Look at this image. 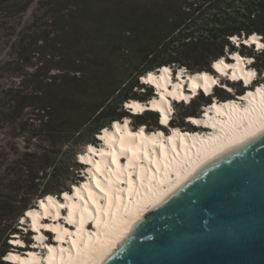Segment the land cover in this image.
<instances>
[{"label": "trees", "instance_id": "16d2710c", "mask_svg": "<svg viewBox=\"0 0 264 264\" xmlns=\"http://www.w3.org/2000/svg\"><path fill=\"white\" fill-rule=\"evenodd\" d=\"M148 19L162 22L153 33L159 40L128 82L105 95L99 75L105 57L116 54L121 23L133 35ZM255 34L264 44V0H0V264H13L5 259L12 250L26 251L13 238L32 244L20 222L25 213L47 195L61 200L82 181L80 147L99 145V133L124 118L147 127L154 117L161 129L154 112L124 108L153 97L141 77L161 67L214 74L213 62L230 63L238 53L262 76L252 84H262L264 48L244 44ZM225 84L234 90L220 88L226 95L244 93L239 83ZM214 97L200 93L178 105L199 109ZM188 117L178 124L172 117L171 127Z\"/></svg>", "mask_w": 264, "mask_h": 264}, {"label": "bare ground", "instance_id": "6f19581e", "mask_svg": "<svg viewBox=\"0 0 264 264\" xmlns=\"http://www.w3.org/2000/svg\"><path fill=\"white\" fill-rule=\"evenodd\" d=\"M244 42L258 49L263 46L256 34ZM249 64L250 60L236 53L232 63L220 59L214 62L212 70L228 75L233 82L252 86L257 78ZM160 71L148 73L143 79L154 86L158 98L149 104L130 100L126 107L137 114L146 109L156 111L161 129L148 132L141 125L133 130L128 118L104 128L98 135L101 146L89 144L81 154L84 157L81 163L89 166L87 178L71 193L65 192L61 200L47 195L24 216L36 232L35 242L43 245L40 251L38 245L24 253L11 251L6 256L8 261L104 264L133 235L148 213L161 207L206 170L264 135V82L255 89L249 88L239 101L213 100L202 107L199 116L188 117L190 125L198 130L181 132L170 125L172 101L189 104L201 92L208 97L220 80L205 71L189 75L185 81L179 74V83L168 88L171 69L164 67ZM205 76L207 81L203 79ZM184 82L188 90L183 89ZM193 120L196 122L192 123ZM47 218L51 223L42 224ZM43 227L52 231L55 244L45 243ZM11 241L14 245L23 244L18 238Z\"/></svg>", "mask_w": 264, "mask_h": 264}, {"label": "water", "instance_id": "95a60500", "mask_svg": "<svg viewBox=\"0 0 264 264\" xmlns=\"http://www.w3.org/2000/svg\"><path fill=\"white\" fill-rule=\"evenodd\" d=\"M104 264H264V135L148 213Z\"/></svg>", "mask_w": 264, "mask_h": 264}, {"label": "rangeland", "instance_id": "374dc122", "mask_svg": "<svg viewBox=\"0 0 264 264\" xmlns=\"http://www.w3.org/2000/svg\"><path fill=\"white\" fill-rule=\"evenodd\" d=\"M146 21H148V22L150 21V24H148ZM146 21H142L141 27L138 29V31L136 30V32L133 35H132V33L128 34L127 32H125L127 30H130L132 27L124 25V24L121 23L120 29H122L123 31H122V33H120L119 40L116 42L117 43L116 54H112V55H109V56L107 55V57H105V62H104L105 69L102 72V74L99 75V77L102 78L103 87H104V90H105V91L104 90L103 91H104L105 95L108 96L111 91L115 90L117 87H123L122 84L125 83V82H128L129 76L131 74H133L136 69H140L141 68V63H142V59L144 57V54H146L149 51L150 48L152 49L153 43L155 41L159 40L157 38L156 39L153 38V35H154L153 33L156 30H158V29H160L162 27V22H155V21L153 22L150 19H148ZM165 34H166V32H165ZM262 47H264V44H263ZM241 57L243 59H246L243 56H241ZM247 59L250 60V58H247ZM152 73L158 74V72H152ZM179 74H181V76L192 75V74L185 73L184 70H181V71L178 70L175 74L172 75L173 79H179ZM255 74L257 75L256 72H255ZM181 79H183V80L186 79L187 80V77L186 78H181ZM260 79H262V76H257L256 80H260ZM251 88L255 89V88H257V85L255 86V85L252 84ZM233 92H234V90L232 89V91H231L232 94L231 95H233ZM156 93L157 92L153 91V93H152L153 97L150 98V100L148 102H146L145 104L150 103L152 100H154V98L156 96ZM212 93L215 94L216 97L212 98L210 104L215 99L223 101V100H226V99H229V98L238 97V96L226 95L225 93H223L220 90V88L214 89ZM134 96L140 97V98L143 97V96H141L139 94V92H135ZM203 96L205 97V95H203ZM196 104L197 103H195L193 106H191L190 108H187V109L184 108L181 105H178V103L177 104H173L171 106V108H173V116H172L173 117V121L178 124V123H181V117L182 116H185V115L199 116L200 113L203 112V109H202V107L197 109ZM200 110H201V112H199ZM124 119L122 121H120V122H123ZM153 119H154V117L147 121V125L148 126L146 127V129H147L148 132L156 131V128L154 127V120ZM156 119H157V117H156ZM128 120H129V125L131 126V128L133 130L139 128V126L136 127V124L134 123V120L132 118H128ZM187 121L188 120H186V118L182 120L183 124H182L181 127H179L181 132L191 131V125L189 124L190 122L189 121L187 122ZM158 124H159V122H158ZM176 128H178V127H176ZM157 130H159V129H157ZM196 130H198V129L195 128L194 131H196ZM163 133H164V131H163ZM88 146L89 145H87L86 147H80L79 148V151L82 152L81 154H84L87 151V147ZM100 146H101V142H100L99 145H97V147H100ZM81 154L77 155V158H78L79 162H81L80 161ZM87 167H89V166L84 165L82 167V169H81L82 181L87 178V169H88ZM82 181H80L77 185H80ZM75 186L76 185H73L72 188L70 187L71 191H74V187ZM50 221L51 220L49 218L43 219L42 220V224H50L51 223ZM20 222H21L22 227L24 228V230L31 231L30 230L31 228L27 227V226H30V224H31L28 219H25L23 217L20 220ZM62 223H63V221H62ZM47 231H50V230L46 229L44 227L42 228V232H43L44 238L46 239L45 243L47 242L46 244L48 245V244H50L52 242V238H51L50 234ZM31 233H32V235L29 236V239H31L32 244L28 245L27 248H26L25 247V242L22 241L24 246H23V248H21V250L33 249L34 246L38 245V247H39L38 250L40 251V247L43 246V245L40 246V244H37L35 242V238H34L35 236H33V232H31ZM53 241H54V238H53ZM17 252L24 253V251H17ZM43 252H44V250H42L41 253H43Z\"/></svg>", "mask_w": 264, "mask_h": 264}, {"label": "snow or ice", "instance_id": "6c2138e0", "mask_svg": "<svg viewBox=\"0 0 264 264\" xmlns=\"http://www.w3.org/2000/svg\"><path fill=\"white\" fill-rule=\"evenodd\" d=\"M165 71H167V69H165ZM203 79H204L205 81H207V80H208V77L205 76V77H203ZM214 83H215V81H214ZM221 87L227 88L228 91H232V88H231V87H228L227 85H223V84H222ZM128 107H132V106H131V105H128ZM167 119H168V117H167V115H165V122L167 121ZM195 122H196V121H194V120L192 121V123H195ZM89 150H91V149H89ZM80 159L83 160L84 157L81 156ZM49 199H51V197H49Z\"/></svg>", "mask_w": 264, "mask_h": 264}, {"label": "clouds", "instance_id": "9594fccd", "mask_svg": "<svg viewBox=\"0 0 264 264\" xmlns=\"http://www.w3.org/2000/svg\"><path fill=\"white\" fill-rule=\"evenodd\" d=\"M39 202V201H38ZM25 215H26V213H25ZM24 218H26V217H24Z\"/></svg>", "mask_w": 264, "mask_h": 264}]
</instances>
